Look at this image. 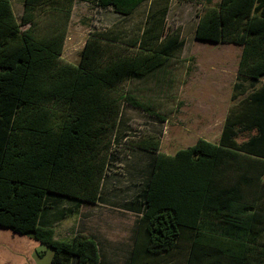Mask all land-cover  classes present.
Here are the masks:
<instances>
[{
	"label": "trees",
	"instance_id": "1",
	"mask_svg": "<svg viewBox=\"0 0 264 264\" xmlns=\"http://www.w3.org/2000/svg\"><path fill=\"white\" fill-rule=\"evenodd\" d=\"M81 1L129 16L147 0ZM73 2L23 0L18 21L0 0V227L49 247V264H100L93 239L57 240L52 224L98 202L121 106L157 116L120 84L162 68L185 40L164 30L163 0L131 51L117 52L119 37L105 30L86 39L76 64L64 62L65 27L37 36L34 15L45 8L67 21ZM194 39L241 47L231 99L245 96L216 143L165 154L155 136L133 142L153 156L141 199L126 204L136 218L125 264H170L179 243L182 264H264V0H219L197 15Z\"/></svg>",
	"mask_w": 264,
	"mask_h": 264
},
{
	"label": "rangeland",
	"instance_id": "2",
	"mask_svg": "<svg viewBox=\"0 0 264 264\" xmlns=\"http://www.w3.org/2000/svg\"><path fill=\"white\" fill-rule=\"evenodd\" d=\"M162 1L147 0L133 14L122 16L110 7H97L93 1L74 0L67 21L63 13L52 14L45 8L37 9L33 30L37 36H46L65 27L61 60L76 64L86 39L105 30L119 37L116 40L122 44L116 49L117 52L131 51L128 45L139 37L147 14L159 8ZM10 2L19 21L23 0ZM218 2L168 0L164 30L172 32L178 29L185 40L184 46L162 68L140 79H126L119 86V90L127 91L149 105L157 116L126 104L121 106L98 203L83 206L79 214L62 221L54 228L55 239L70 241L77 229L85 235L93 231L92 236H89L91 239L102 246L98 241L105 238L111 241V249L117 251L113 254L106 251L108 246H105L106 249L102 246L101 254L115 261L114 264H121L136 218L126 204H138L137 201L141 199L138 194L148 177L153 156L151 152L133 147V142L155 136L159 139V152L173 154L199 138L213 143L218 141L230 109L245 96L244 93L235 100L231 99L240 47L194 39L197 15ZM263 82L264 76L259 79L256 88ZM246 137L238 133L237 141L241 142ZM11 235L9 230L0 227V264H13V260H6L10 252L18 250ZM51 252L49 247L40 243L32 250L31 258L36 264H49ZM184 259L183 243H179L173 255L165 257V261L170 264H182Z\"/></svg>",
	"mask_w": 264,
	"mask_h": 264
},
{
	"label": "crops",
	"instance_id": "3",
	"mask_svg": "<svg viewBox=\"0 0 264 264\" xmlns=\"http://www.w3.org/2000/svg\"><path fill=\"white\" fill-rule=\"evenodd\" d=\"M240 49H241V47H240ZM263 76H261V77H263ZM52 219L53 218L50 215H48V220H50V222H51ZM65 219H67V218H65ZM65 219L60 220L58 222H54L52 224L54 236H55L54 228L57 227ZM134 228H135V222H134V224L132 226V230H131L132 234L130 235V243L128 244L127 249L122 254L123 257H124V260H123V262L121 264H125V262L128 260V257L130 255V251H131V248H132V237H133ZM2 229H5V228H2ZM5 230H9V229H5ZM10 232L12 234L10 237H11L13 242L17 243L16 247H17L18 250H13L14 252H10L7 255V259L6 260H9V259L13 260V264H36V262L31 258V253H32V250L37 248V246L40 244V242H38L37 240H35V239H33V238H31V237H29L27 235L17 234L15 232L9 230V233ZM76 233H81V232H80L79 229H77V230H75V234ZM92 233H94V232L92 231ZM92 233H87V235L88 236H92ZM93 236H94V234H93ZM10 237H9V239H10ZM98 242L103 246V248H105V246L106 247L108 246V249L105 248L106 251H110L113 254H115L117 252L115 249H111V246H110L112 244L111 241H108L105 238H103V240L99 239ZM104 242H105V244L103 245L102 243H104ZM95 243H96L97 249H98L100 264H114L115 261L110 260L109 258H106L104 255L101 254L102 253V251H101V247L102 246H100L97 242H95ZM104 253H106V252L104 251Z\"/></svg>",
	"mask_w": 264,
	"mask_h": 264
}]
</instances>
